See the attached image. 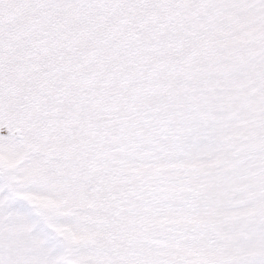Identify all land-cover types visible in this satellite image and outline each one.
Masks as SVG:
<instances>
[{
    "label": "snow or ice",
    "instance_id": "1",
    "mask_svg": "<svg viewBox=\"0 0 264 264\" xmlns=\"http://www.w3.org/2000/svg\"><path fill=\"white\" fill-rule=\"evenodd\" d=\"M0 264H264V0H0Z\"/></svg>",
    "mask_w": 264,
    "mask_h": 264
}]
</instances>
